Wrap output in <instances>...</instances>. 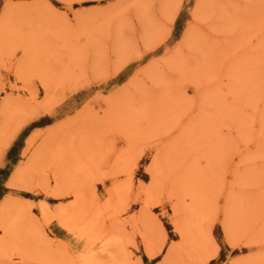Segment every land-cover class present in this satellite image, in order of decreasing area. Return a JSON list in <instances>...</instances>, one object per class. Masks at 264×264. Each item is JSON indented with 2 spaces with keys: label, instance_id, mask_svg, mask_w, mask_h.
<instances>
[{
  "label": "rangeland",
  "instance_id": "obj_1",
  "mask_svg": "<svg viewBox=\"0 0 264 264\" xmlns=\"http://www.w3.org/2000/svg\"><path fill=\"white\" fill-rule=\"evenodd\" d=\"M0 170V264H264V0H0Z\"/></svg>",
  "mask_w": 264,
  "mask_h": 264
},
{
  "label": "bare ground",
  "instance_id": "obj_2",
  "mask_svg": "<svg viewBox=\"0 0 264 264\" xmlns=\"http://www.w3.org/2000/svg\"><path fill=\"white\" fill-rule=\"evenodd\" d=\"M160 155V154H159ZM106 242V241H105ZM116 242V241H115ZM114 242V240H112V241H107V244L104 246V247H102V252H110L111 254H112V256H116L117 254H118V252H120V251H117V247H116V244L117 243H115ZM148 243V242H147ZM105 243H103V245H104ZM118 245H120V243L118 244ZM148 246V245H147ZM1 244H0V256L2 255V251H1ZM123 248V247H122ZM118 249H120V248H118ZM110 254V255H111ZM120 254V253H119ZM53 257V256H52ZM117 257V256H116ZM116 257H114V259L116 260ZM2 258V257H1ZM4 258V257H3ZM111 258V257H110ZM113 258V257H112ZM7 258H5V260H6ZM8 259H11V258H8ZM28 259V258H27ZM38 259V258H37ZM57 259V258H56ZM56 259H53V260H56ZM63 259V258H62ZM127 259V258H126ZM1 260V259H0ZM25 260V259H24ZM30 260V259H29ZM41 260H43V259H41ZM46 260V259H45ZM69 260V259H68ZM4 261V260H3ZM34 261V260H33ZM37 261V260H36ZM44 261V260H43ZM49 261V262H48ZM47 262H42V263H40V264H62L63 263V261L61 262V260H60V262H50V260H48ZM58 261V260H57ZM25 262V261H24ZM28 262V261H27ZM30 262V261H29ZM41 262V261H40ZM112 262H114V261H112ZM2 263V262H1ZM66 263V262H65ZM109 263V262H108ZM114 263H116V262H114ZM121 263V262H120ZM29 264V263H28ZM36 264V263H35ZM95 264V263H94Z\"/></svg>",
  "mask_w": 264,
  "mask_h": 264
},
{
  "label": "snow or ice",
  "instance_id": "obj_3",
  "mask_svg": "<svg viewBox=\"0 0 264 264\" xmlns=\"http://www.w3.org/2000/svg\"><path fill=\"white\" fill-rule=\"evenodd\" d=\"M0 171H2V170H0ZM5 178H6V176H5ZM0 187H2V181H0ZM217 229H219V226H217ZM221 259H223V256L221 257ZM209 264H219V262L216 260H211V261H209Z\"/></svg>",
  "mask_w": 264,
  "mask_h": 264
}]
</instances>
